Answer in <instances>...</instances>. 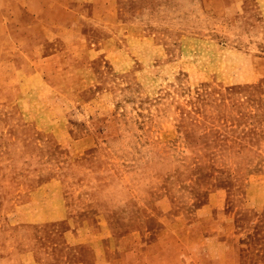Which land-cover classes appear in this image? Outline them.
Segmentation results:
<instances>
[{
	"label": "rangeland",
	"instance_id": "1",
	"mask_svg": "<svg viewBox=\"0 0 264 264\" xmlns=\"http://www.w3.org/2000/svg\"><path fill=\"white\" fill-rule=\"evenodd\" d=\"M0 264H264V0H0Z\"/></svg>",
	"mask_w": 264,
	"mask_h": 264
}]
</instances>
